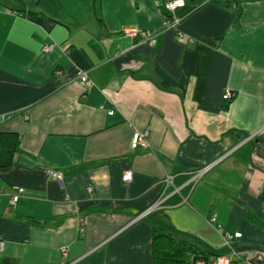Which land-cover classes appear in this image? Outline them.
<instances>
[{
    "label": "crops",
    "instance_id": "obj_1",
    "mask_svg": "<svg viewBox=\"0 0 264 264\" xmlns=\"http://www.w3.org/2000/svg\"><path fill=\"white\" fill-rule=\"evenodd\" d=\"M165 1L0 0V264H154L158 229L264 264V0Z\"/></svg>",
    "mask_w": 264,
    "mask_h": 264
},
{
    "label": "built area",
    "instance_id": "obj_2",
    "mask_svg": "<svg viewBox=\"0 0 264 264\" xmlns=\"http://www.w3.org/2000/svg\"><path fill=\"white\" fill-rule=\"evenodd\" d=\"M185 5V0H166L163 4L162 7L163 9L166 11V14L164 15L163 21H162V30H168L171 28H176L177 24H178V19L172 18L170 14H172L176 9L184 7ZM129 34H131L132 36L139 38L141 41L146 42L149 45H154L155 44V39L154 36L150 33H148L145 30L142 29H132L130 31H128ZM183 35L181 33H178V37H182ZM55 47V44H48L45 45L43 47V52L45 53H49L50 51H52ZM54 75L56 77L61 75V71L58 69L54 70ZM78 78L80 79V81L82 82H87L88 81V76H87V71L84 70H80L78 73ZM232 97V93H230V91H226L222 98L224 101H228L230 100V98ZM108 115H113V110H108L107 111ZM5 120V116L0 117V123L3 122ZM146 133H138L136 132L133 137H132V141H131V147L133 149H136L139 145L143 144L144 142V138H145ZM48 176L54 180H56L60 185H63V176L60 172L56 171V170H48ZM200 175L199 172H197L195 174V179L198 178V176ZM132 179V172L130 170L124 171L122 174V180L124 182H129ZM170 178H166V185L169 184ZM88 191H91V188H88ZM24 192L23 188H18L16 189V191L14 193L11 194L9 200H8V209L15 206L17 201L19 200V198L21 197L22 193ZM67 199V197H66ZM211 222H214V218H211ZM217 229H220L221 226L220 225H216ZM241 234L240 233H229V232H224L222 233V237L224 239V241L229 244L231 239L233 237H240ZM3 248V242L0 241V251ZM62 252H65V249H62ZM201 264H203V262H200ZM212 264H232V260L230 256L227 255H222V256H218L215 257L213 259Z\"/></svg>",
    "mask_w": 264,
    "mask_h": 264
},
{
    "label": "trees",
    "instance_id": "obj_3",
    "mask_svg": "<svg viewBox=\"0 0 264 264\" xmlns=\"http://www.w3.org/2000/svg\"><path fill=\"white\" fill-rule=\"evenodd\" d=\"M227 107L228 104H225L224 109ZM20 143L19 135L0 131V168L9 167L12 164L14 154L20 149ZM183 188L186 192L190 185ZM175 201L179 202V198H174ZM152 252L154 264H191L193 257L204 255L209 258L208 264H212L215 257L222 256L212 257L210 253L200 252L191 242L177 238L165 229H158L154 232Z\"/></svg>",
    "mask_w": 264,
    "mask_h": 264
},
{
    "label": "water",
    "instance_id": "obj_4",
    "mask_svg": "<svg viewBox=\"0 0 264 264\" xmlns=\"http://www.w3.org/2000/svg\"><path fill=\"white\" fill-rule=\"evenodd\" d=\"M196 261H203L204 264H208L209 258L205 256H195L191 260V264H196Z\"/></svg>",
    "mask_w": 264,
    "mask_h": 264
},
{
    "label": "rangeland",
    "instance_id": "obj_5",
    "mask_svg": "<svg viewBox=\"0 0 264 264\" xmlns=\"http://www.w3.org/2000/svg\"><path fill=\"white\" fill-rule=\"evenodd\" d=\"M56 171H58V170H56ZM58 172H60V171H58ZM61 173V172H60ZM62 174V173H61ZM63 176V175H62ZM200 262H203V261H198V262H196V264H201ZM203 264H204V262H203Z\"/></svg>",
    "mask_w": 264,
    "mask_h": 264
}]
</instances>
